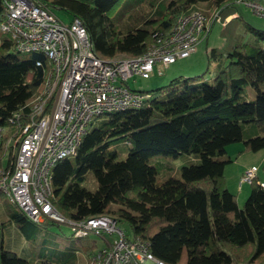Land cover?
Wrapping results in <instances>:
<instances>
[{
	"label": "trees",
	"instance_id": "trees-1",
	"mask_svg": "<svg viewBox=\"0 0 264 264\" xmlns=\"http://www.w3.org/2000/svg\"><path fill=\"white\" fill-rule=\"evenodd\" d=\"M35 1L52 13L60 10L79 19L94 53L104 59L142 54L155 34L169 31L198 4L227 7L226 0H125L112 16L120 0ZM122 13H127L124 20L119 19ZM243 32L248 40L232 47L228 62L211 80L179 76L156 90L141 91L147 98L140 108L95 121L75 154L52 169L53 207L73 221L110 216L166 264H263L264 180H251L239 207L224 178L231 163L228 145L241 142L244 151L264 150V30L243 23ZM4 35L0 32V127L8 131L0 144V165L5 140L29 121L34 97L51 70L41 53H7L14 47ZM247 85L252 100L244 99ZM120 152L124 159L118 158ZM15 153L10 146V157ZM156 155H186L195 161L182 166L178 178L158 184V166L149 162ZM87 173L97 184L92 191L82 185ZM5 209L8 220L2 224L14 223L24 235L38 225H60L32 222L15 205ZM73 238L74 246L57 260L30 246L19 256L0 242V264H78L79 254L81 264H91L97 242Z\"/></svg>",
	"mask_w": 264,
	"mask_h": 264
},
{
	"label": "built area",
	"instance_id": "built-area-1",
	"mask_svg": "<svg viewBox=\"0 0 264 264\" xmlns=\"http://www.w3.org/2000/svg\"><path fill=\"white\" fill-rule=\"evenodd\" d=\"M226 1L243 5L264 19V0ZM2 3L0 32L9 37L17 52L41 53L51 62V70L34 97L29 121L20 126L16 136L5 140L0 193L32 222L51 220L68 226L73 237L99 238L91 264H166L150 254L146 241L128 237L108 215L81 221L63 217L50 201L51 172L57 162L75 154L89 127L100 117L140 108L147 95L131 90L127 80L162 75L170 64L193 54L208 33V18L201 11H189L179 16L169 31L155 34L154 42L142 54L104 59L94 53L79 19L64 23L35 0ZM211 20L218 22V14ZM6 132L7 128L0 127V144ZM10 146L16 151L13 158ZM256 173L254 166L245 169L239 183H250Z\"/></svg>",
	"mask_w": 264,
	"mask_h": 264
},
{
	"label": "rangeland",
	"instance_id": "rangeland-1",
	"mask_svg": "<svg viewBox=\"0 0 264 264\" xmlns=\"http://www.w3.org/2000/svg\"><path fill=\"white\" fill-rule=\"evenodd\" d=\"M124 1L125 0H120L119 4L110 15L113 16L115 13L121 12L120 10L125 4ZM193 10L201 11L209 20V30L206 35L207 38L203 39L198 47H196L194 55L185 59L176 60L164 70L162 75L154 74L148 79H142L136 76L129 78L126 83L131 90H156L167 85L172 79L179 76L192 77L202 75L204 81L211 80L216 71L228 62L226 54L231 51L232 47L238 42L248 40V35L243 32V23L249 24L256 29L264 30V19L255 15L243 5L227 3V7L218 10L213 6L198 4ZM53 13L64 23L70 21V16L66 12L57 10L53 11ZM215 13L219 16L218 22L211 20ZM232 13H235L234 17L229 21L224 22L225 16ZM126 15L127 13H122L119 19H126ZM4 37L7 38L8 36L4 35ZM7 53L17 52L14 48H10L7 50ZM123 57L124 55H117L116 58ZM253 98L254 93L250 86L247 85L245 88L244 99L252 100ZM91 127L92 126H90L89 129ZM226 151V155L231 159V163L226 165L228 166L226 168V183L230 185L229 188L232 193L236 194L237 205L241 207L250 192L249 183H239L241 169L244 166L256 167L257 177L259 180L263 181L264 150H258L256 152L244 151L243 143L238 142L228 145ZM124 157L125 153L120 152L118 158L124 159ZM194 161L195 160L192 156L186 155L176 159L163 155H156L149 159L150 164L158 166L159 171L156 177L158 184H161L169 177L178 178L180 168L185 165H190L194 163ZM82 185L91 191L97 187L96 181L90 173L86 174ZM5 207L12 208L13 205L8 201L5 194H2L0 199V242L4 248L13 250L20 256L19 251L22 252L25 247L30 246L37 249V251H45L46 256H55L57 260L58 256H62V252L67 250V246H74V238L71 234V230L66 225H51L46 227L38 225L33 229H28V234L25 233L24 235L14 223L2 224L4 221L8 220ZM117 227L128 237H132V232L127 225L117 224ZM108 238H110L109 235ZM90 239L95 240L97 244H100L99 238L92 236L87 237V240ZM79 256L78 264H81L84 259L81 257V254H79Z\"/></svg>",
	"mask_w": 264,
	"mask_h": 264
},
{
	"label": "crops",
	"instance_id": "crops-1",
	"mask_svg": "<svg viewBox=\"0 0 264 264\" xmlns=\"http://www.w3.org/2000/svg\"><path fill=\"white\" fill-rule=\"evenodd\" d=\"M202 4H204V3H202ZM207 5V4H206ZM209 6V5H208ZM234 15H235V13H232V14H228V15H226L225 16V18H228V20L227 21H229L230 19H232L233 17H234ZM224 18V19H225ZM207 38V36L205 37V39ZM200 44V43H199ZM198 44V45H199ZM198 47V46H197ZM195 53V52H194ZM194 53L193 54H191L190 56H193L194 55ZM189 56V57H190ZM188 58V57H187ZM185 59V58H184ZM226 153H227V151H226ZM228 166H226L225 168H224V176H225V178H226V168H227ZM252 167V166H251ZM247 168H249V167H246V166H244V167H242V169H241V172H240V175H239V178H240V176L242 175V173H243V171L245 170V169H247ZM256 176H257V173H256ZM258 178V177H257ZM259 180V179H258ZM226 181H227V178H226ZM261 181V180H260ZM227 184V183H226ZM229 186L230 185H228L227 184V189L230 191V192H232L231 191V189L229 188Z\"/></svg>",
	"mask_w": 264,
	"mask_h": 264
},
{
	"label": "bare ground",
	"instance_id": "bare-ground-1",
	"mask_svg": "<svg viewBox=\"0 0 264 264\" xmlns=\"http://www.w3.org/2000/svg\"><path fill=\"white\" fill-rule=\"evenodd\" d=\"M44 222V221H43ZM50 222H52V221H50ZM53 223V222H52ZM56 224V223H55ZM58 224V223H57ZM77 238V237H76ZM80 239V238H79Z\"/></svg>",
	"mask_w": 264,
	"mask_h": 264
}]
</instances>
